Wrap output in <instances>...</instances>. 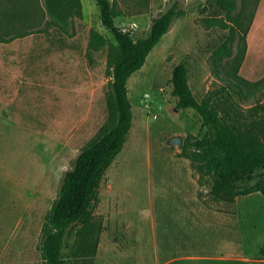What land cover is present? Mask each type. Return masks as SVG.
<instances>
[{
	"label": "rangeland",
	"instance_id": "374dc122",
	"mask_svg": "<svg viewBox=\"0 0 264 264\" xmlns=\"http://www.w3.org/2000/svg\"><path fill=\"white\" fill-rule=\"evenodd\" d=\"M116 23L152 19L178 1L187 13L171 25L143 67L128 79L134 123L107 168L93 213L103 223L95 264H264V193L217 199L201 181L190 152L169 143L207 128L194 108L172 95L174 67L186 61L198 98L229 93L247 114L264 101V0H113ZM83 17L43 18L33 31L0 41V264H43L42 226L64 174L109 119L108 50L88 52L95 27L115 41L96 0H82ZM249 25L240 75L247 97L236 99L227 63L242 49L237 19ZM240 28V27H237ZM234 37V38H233ZM264 177L255 172L250 182Z\"/></svg>",
	"mask_w": 264,
	"mask_h": 264
},
{
	"label": "trees",
	"instance_id": "16d2710c",
	"mask_svg": "<svg viewBox=\"0 0 264 264\" xmlns=\"http://www.w3.org/2000/svg\"><path fill=\"white\" fill-rule=\"evenodd\" d=\"M101 21L115 41L93 27L87 44L88 52L107 48L110 68L108 91L109 119L101 132L85 144L74 164L66 170L60 190L45 216L41 235L43 264H95L103 223L93 213V205L104 174L122 151L134 123L133 103L128 79L146 63L175 19L186 9L176 1L152 19L145 36L123 32L116 23L119 11L113 0H96ZM233 12L236 0H219ZM57 20L69 16L83 17L82 0H0V41H8L33 31L43 18ZM240 27V28H237ZM242 32V49L228 63L227 84L236 85V99L247 97L251 82L239 73L246 51L245 36L249 25L240 16L233 36ZM233 37V38H234ZM190 66L178 63L172 74V95L179 109L194 108L207 128L204 135L190 134L183 148L190 152L193 167L201 181H210L211 193L217 199L234 201L237 196L253 191L264 193V177L241 189L239 182L250 183L255 172L264 169V101H259L245 114L238 100L227 93L210 90L198 98L190 84ZM264 254V246L262 248Z\"/></svg>",
	"mask_w": 264,
	"mask_h": 264
},
{
	"label": "built area",
	"instance_id": "2783aa9c",
	"mask_svg": "<svg viewBox=\"0 0 264 264\" xmlns=\"http://www.w3.org/2000/svg\"><path fill=\"white\" fill-rule=\"evenodd\" d=\"M120 29L123 32H129L130 34L134 35L135 30L138 29V23H131L130 25H121Z\"/></svg>",
	"mask_w": 264,
	"mask_h": 264
},
{
	"label": "water",
	"instance_id": "95a60500",
	"mask_svg": "<svg viewBox=\"0 0 264 264\" xmlns=\"http://www.w3.org/2000/svg\"><path fill=\"white\" fill-rule=\"evenodd\" d=\"M169 143L173 145L182 146L184 144V137L181 134L174 135L169 139Z\"/></svg>",
	"mask_w": 264,
	"mask_h": 264
}]
</instances>
